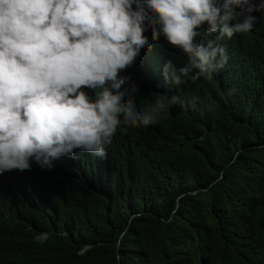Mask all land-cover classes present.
<instances>
[{
  "label": "trees",
  "instance_id": "trees-1",
  "mask_svg": "<svg viewBox=\"0 0 264 264\" xmlns=\"http://www.w3.org/2000/svg\"><path fill=\"white\" fill-rule=\"evenodd\" d=\"M253 15L250 32L219 41L228 60L211 79L154 80L159 61H188L150 39L152 66L136 65L145 49L120 75L138 109L149 93L184 106L121 124L105 159L77 149L51 172L0 175V264H264V13Z\"/></svg>",
  "mask_w": 264,
  "mask_h": 264
},
{
  "label": "clouds",
  "instance_id": "clouds-1",
  "mask_svg": "<svg viewBox=\"0 0 264 264\" xmlns=\"http://www.w3.org/2000/svg\"><path fill=\"white\" fill-rule=\"evenodd\" d=\"M253 13L264 0H0V175L51 172L77 149L105 159L121 124L147 128L184 106L149 93L138 109V87L120 75L145 49L136 65L152 66L150 39L188 61H159L154 80L178 86L192 69L211 79L228 60L219 41L250 32Z\"/></svg>",
  "mask_w": 264,
  "mask_h": 264
}]
</instances>
